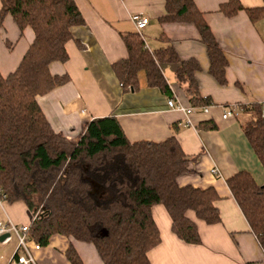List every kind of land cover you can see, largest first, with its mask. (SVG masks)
I'll return each instance as SVG.
<instances>
[{
  "label": "trees",
  "instance_id": "obj_1",
  "mask_svg": "<svg viewBox=\"0 0 264 264\" xmlns=\"http://www.w3.org/2000/svg\"><path fill=\"white\" fill-rule=\"evenodd\" d=\"M261 6L245 7L239 0L219 4L233 16L244 10L255 21L264 16ZM9 15L20 34L33 30V40L17 67L0 72V197L2 202H22L36 217L28 228L41 247L53 235L71 237L93 245L103 264H149L148 251L160 243L152 207L161 204L171 219V231L187 243H200L192 211L206 224L220 221L212 187L179 185L189 161L175 136L163 141H130L114 116L91 118L77 140L56 132L37 101L69 81L67 74H52L49 65L68 59L65 43L71 28L83 18L73 0H0V27ZM160 23L185 22L195 26L209 60L208 72L226 83L227 60L194 0H165ZM164 36L163 33L160 34ZM127 56L112 63L124 90L138 88L137 72L144 70L149 86L170 95L161 71L175 64V81L192 106L211 104L198 89L194 58L182 60L171 44L149 50L138 31L122 35ZM9 45V44H8ZM253 105L256 120H247L243 133L264 168V119ZM214 129V123L203 124ZM225 182L250 230L264 250V183L247 171H238ZM65 256L69 264H84L72 243Z\"/></svg>",
  "mask_w": 264,
  "mask_h": 264
},
{
  "label": "crops",
  "instance_id": "obj_2",
  "mask_svg": "<svg viewBox=\"0 0 264 264\" xmlns=\"http://www.w3.org/2000/svg\"><path fill=\"white\" fill-rule=\"evenodd\" d=\"M83 23L71 28L65 43L68 59L49 65L52 74H67L69 81L38 95L37 101L52 128L70 140L80 136L91 118L114 116L130 141H163L175 136L189 161L187 171L178 177L179 185L201 189L212 187L220 221L206 224L192 211L200 243H187L171 231V219L161 204L153 205L152 215L160 232V243L147 255L149 264H264V250L234 200L225 179L238 171H247L256 183H264V168L247 141L242 126L250 120L223 119L216 107L229 102L264 104V16L250 21L244 10L233 16L219 11L227 0H194L227 60L226 83L219 84L208 72L209 60L195 26L185 22L160 23L165 0H73ZM245 7L261 6L262 0H239ZM133 13L148 17L140 31L149 50L171 44L182 60L194 58L199 64L195 73L201 95L209 96L215 107L207 113L189 115L191 126H183V111L170 110L166 98L173 97L190 105L175 81V64L164 63L161 71L171 94L149 86L144 70L137 72L138 88L124 90L112 63L127 56L122 35L137 31ZM164 36L161 37L160 34ZM34 37L30 26L20 34L7 15L0 27V72H12ZM9 44V45H8ZM261 109V108H260ZM253 112V111H252ZM254 114V113H253ZM256 115V114H255ZM214 123L209 129L203 124ZM215 168L217 172L211 170ZM30 222L24 203H0V222ZM72 243L84 264H103L93 245L64 235H53L36 253L37 264H69L65 250ZM13 242L0 247V264H8Z\"/></svg>",
  "mask_w": 264,
  "mask_h": 264
},
{
  "label": "built area",
  "instance_id": "obj_3",
  "mask_svg": "<svg viewBox=\"0 0 264 264\" xmlns=\"http://www.w3.org/2000/svg\"><path fill=\"white\" fill-rule=\"evenodd\" d=\"M131 19L134 22L136 30L139 33L148 22L147 16L138 13H133L131 15ZM166 106L170 110L183 111L186 114V119L182 123L183 126L192 125V122L189 118V115H191L192 113H207L210 108L215 107L212 104L204 106H185L173 97L166 98ZM216 107L220 109V115L223 119H239L245 116L248 119L254 121L257 118V115L253 114L252 112V105L250 103L229 102L217 105ZM259 115L264 119V104H261ZM211 171L213 173L217 172L215 168H213ZM1 202L2 198L0 197V203ZM35 217L36 216L33 215L30 222L26 224H16L9 219L5 222H0V236L5 233L9 234L4 239L0 240V247L6 246L12 242L14 244L13 251L8 259V264H37L36 253L40 251L41 246L28 235L29 224Z\"/></svg>",
  "mask_w": 264,
  "mask_h": 264
},
{
  "label": "water",
  "instance_id": "obj_4",
  "mask_svg": "<svg viewBox=\"0 0 264 264\" xmlns=\"http://www.w3.org/2000/svg\"><path fill=\"white\" fill-rule=\"evenodd\" d=\"M9 234L8 233H5L3 235L0 236V240L4 239L6 236H8Z\"/></svg>",
  "mask_w": 264,
  "mask_h": 264
},
{
  "label": "rangeland",
  "instance_id": "obj_5",
  "mask_svg": "<svg viewBox=\"0 0 264 264\" xmlns=\"http://www.w3.org/2000/svg\"><path fill=\"white\" fill-rule=\"evenodd\" d=\"M77 140V139H76ZM72 141H75V140H72ZM32 217V216H31ZM13 222V221H12ZM15 223V222H14ZM14 238V237H13Z\"/></svg>",
  "mask_w": 264,
  "mask_h": 264
}]
</instances>
